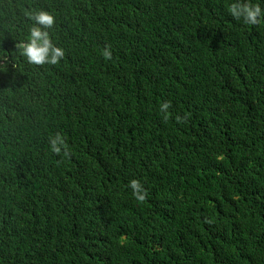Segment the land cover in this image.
Instances as JSON below:
<instances>
[{
    "label": "trees",
    "instance_id": "trees-1",
    "mask_svg": "<svg viewBox=\"0 0 264 264\" xmlns=\"http://www.w3.org/2000/svg\"><path fill=\"white\" fill-rule=\"evenodd\" d=\"M233 2L0 0V264H264V22Z\"/></svg>",
    "mask_w": 264,
    "mask_h": 264
},
{
    "label": "clouds",
    "instance_id": "clouds-1",
    "mask_svg": "<svg viewBox=\"0 0 264 264\" xmlns=\"http://www.w3.org/2000/svg\"><path fill=\"white\" fill-rule=\"evenodd\" d=\"M228 13L232 18L240 20L245 25H258L264 22V10L259 4L249 3L247 0H235L227 8ZM33 27L30 29L28 40L23 44V55L30 63L34 64H55L63 57V50L54 45L45 30L53 24V17L44 11H39L33 14ZM102 57L105 60L112 59V53L108 47L102 50ZM168 102H163L159 105V110L168 116ZM180 121V117H176ZM50 150L53 153H59L64 147V142L59 134H55L49 140ZM127 188L131 191V196L137 202H144L147 196V190L143 187L138 179L128 181Z\"/></svg>",
    "mask_w": 264,
    "mask_h": 264
}]
</instances>
